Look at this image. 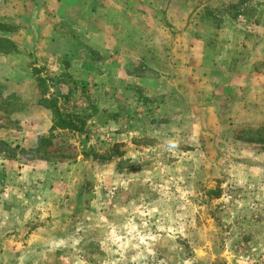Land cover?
<instances>
[{
	"label": "rangeland",
	"instance_id": "1",
	"mask_svg": "<svg viewBox=\"0 0 264 264\" xmlns=\"http://www.w3.org/2000/svg\"><path fill=\"white\" fill-rule=\"evenodd\" d=\"M0 264H264V0H0Z\"/></svg>",
	"mask_w": 264,
	"mask_h": 264
},
{
	"label": "trees",
	"instance_id": "2",
	"mask_svg": "<svg viewBox=\"0 0 264 264\" xmlns=\"http://www.w3.org/2000/svg\"><path fill=\"white\" fill-rule=\"evenodd\" d=\"M40 84L43 82L39 78ZM47 91L42 92L43 95H46ZM39 104L44 106L47 109L52 110L55 115L54 124L51 128V132L61 130V131H70V132H81L85 129V121H83L78 115L73 113H64L61 110V107L58 105L56 98L44 97L40 99ZM53 134L48 136H42L39 138L38 146L32 150L33 153H36L37 157L42 159H47L53 157L68 158L72 156V153L67 152V148H56V144L52 140ZM67 147V145H65ZM69 147V146H68Z\"/></svg>",
	"mask_w": 264,
	"mask_h": 264
},
{
	"label": "crops",
	"instance_id": "3",
	"mask_svg": "<svg viewBox=\"0 0 264 264\" xmlns=\"http://www.w3.org/2000/svg\"><path fill=\"white\" fill-rule=\"evenodd\" d=\"M8 7H11L12 8V6H8ZM16 13L18 14V9H16V12H15V15H16ZM19 70H20V73L21 74H19V76H17V72H14V76H11V75H7L8 73H6L5 75H6V80L7 79H9L10 78V80L11 81H13L12 83H11V85H12V89L14 88V90L13 91H18L19 90V88H21L22 87V68L21 67H19ZM9 77V78H8ZM18 88V89H17ZM15 93V92H14Z\"/></svg>",
	"mask_w": 264,
	"mask_h": 264
}]
</instances>
